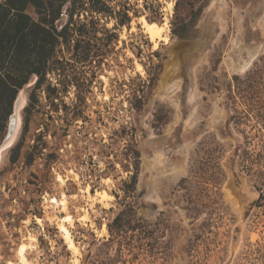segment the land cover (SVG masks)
I'll use <instances>...</instances> for the list:
<instances>
[{"label":"rangeland","instance_id":"obj_1","mask_svg":"<svg viewBox=\"0 0 264 264\" xmlns=\"http://www.w3.org/2000/svg\"><path fill=\"white\" fill-rule=\"evenodd\" d=\"M6 1L0 264H264V0Z\"/></svg>","mask_w":264,"mask_h":264},{"label":"trees","instance_id":"obj_2","mask_svg":"<svg viewBox=\"0 0 264 264\" xmlns=\"http://www.w3.org/2000/svg\"><path fill=\"white\" fill-rule=\"evenodd\" d=\"M6 4L9 5V9L15 10L14 18H16L17 20L26 19L32 28L40 29V30H43L45 32H48L41 25V23H37V22L33 21L31 19V17H29L27 14L24 13V11L28 7V5L32 4L36 7L39 6L38 5L39 3H37L35 0H23V2L20 5H16L14 3V0H7ZM6 16H7V14H6ZM69 16H70V18L73 17L72 12L69 13ZM68 29H69V25L67 24L66 26H64L61 29V31L59 33L60 36L65 38ZM176 34L181 36V37L183 36L182 33H176ZM77 47H78V44H77ZM15 51H16V53L19 52L18 46H17ZM31 73H35L36 75H38V80L36 81L35 85H36V87H40V85L42 84L44 72L42 71V69L36 67L31 71ZM0 78H1V76H0ZM3 80H5V79H3ZM25 83H27V81L24 79H22L20 82L18 81L17 83H15V81L10 82V83L7 81L6 82L3 81V86L7 87V88H12V86L15 85L17 87L16 89H18V88H21ZM12 99H14V96ZM108 227H109L110 233L113 235L112 237H114L115 234L117 235L120 232H123L125 229L126 230L135 229L138 227L141 229L143 227V222H142V219H140L138 217L136 210L134 209V206H132V204L129 203V204L124 205V208L118 213V215L108 225Z\"/></svg>","mask_w":264,"mask_h":264},{"label":"bare ground","instance_id":"obj_3","mask_svg":"<svg viewBox=\"0 0 264 264\" xmlns=\"http://www.w3.org/2000/svg\"><path fill=\"white\" fill-rule=\"evenodd\" d=\"M142 24H143V27L145 28V30L150 34V36L152 38H154L155 36L160 35V33H161V27L157 23H155V22H149L146 19H143V23ZM20 99L18 98L16 100V102H15V108H14L15 109V113L12 115V118L14 120V123H15V127L16 128H18V126L20 124V117H19V114H18L19 108L25 102L24 97H23V100L20 101ZM16 128L14 129V131H11L8 134V137L6 139V142L7 141L8 142L5 145H2L3 147L0 148V153L3 151V149L5 147L11 145L12 142L14 141L15 135H16V133H15ZM0 157H1V154H0ZM88 193H89V191H88ZM55 201L58 202L56 199H55ZM61 203L64 205V207L66 206L65 200H62ZM70 219H71V216H66L64 218V221H67V220H70ZM60 229H61V231H62V233H63L66 241L68 242L69 247L73 248L74 247V241H73V239L71 237L70 231L64 225H61L60 226ZM27 249L28 248H27L26 245H22L19 248V250H18V256H19L20 262L19 263L9 262V264H30L28 258L25 255V252H26Z\"/></svg>","mask_w":264,"mask_h":264},{"label":"water","instance_id":"obj_4","mask_svg":"<svg viewBox=\"0 0 264 264\" xmlns=\"http://www.w3.org/2000/svg\"><path fill=\"white\" fill-rule=\"evenodd\" d=\"M14 108H15V102H14ZM13 113H14V111H13ZM13 113H12V115H13ZM12 115L10 116V122H9V130H8V134L11 132V131H14V129L16 128L15 127V123H14V120H13V118H12ZM7 137V136H6ZM6 139V138H5ZM4 139V140H5ZM4 142V141H3ZM2 142V143H3ZM12 145V144H11ZM11 145H9V146H7V147H5L4 149H3V151L5 150V149H7V148H9ZM2 151V152H3Z\"/></svg>","mask_w":264,"mask_h":264}]
</instances>
